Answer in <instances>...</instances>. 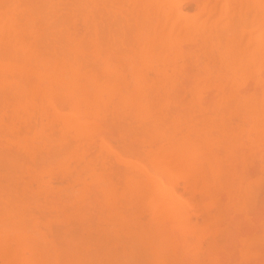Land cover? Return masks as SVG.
I'll return each mask as SVG.
<instances>
[{
    "label": "rangeland",
    "instance_id": "obj_1",
    "mask_svg": "<svg viewBox=\"0 0 264 264\" xmlns=\"http://www.w3.org/2000/svg\"><path fill=\"white\" fill-rule=\"evenodd\" d=\"M84 1L85 2L82 3L83 6L85 4L84 7L80 6V8L79 7L75 8L77 7V6L74 7L76 3L75 0H71V1L59 0L57 4L59 2L60 4L57 5L58 7H56L55 9L56 11H54V13L51 14V18L53 16L58 17L61 15L63 17L65 16V14H67L65 12H71L72 14L70 13L69 14L70 16L72 15V19H71L72 22H69L71 21L69 20L68 21L69 23L68 24L65 23L66 26H64L66 30L67 29L69 30L71 35H74L75 37L81 36L83 34L89 35L93 31L92 35L90 34L91 37L94 36V42L96 41V43L95 44L93 43V45H96L98 47L100 46V50L101 49L103 50L102 44L103 46L110 45L115 49L117 48L118 53L114 49L115 51L113 52L111 51L114 54V56L110 55L111 52L110 53L107 52L105 50L106 47H104V51L103 52L100 51V54L98 56H92L90 53H88L89 52L88 50H87L88 52L84 53V51L86 50L84 48H83L84 51L82 50L83 52L80 51L82 55L80 53H79L80 55L78 54L74 55V53H72L73 49L72 51L71 49H69L70 52L68 53H72V54L64 55L65 57L64 56L62 57L59 54V57H62L63 59V62L62 59L60 60V64L64 65L65 70L67 67H71V66L74 67L76 65L75 66V68L77 69L76 73L74 72L71 73L72 75L74 74L73 78H75L76 81L78 80L80 81V79L85 81V78L83 76L86 77L87 74L88 76L90 75L92 77L93 76L97 77V79H104L106 77H109V75H112L111 78H114L115 80L109 78L111 81L113 80V82H117V79L121 77L122 79H119V81L122 82L121 84L124 85H120L119 88L117 87L116 88L111 87L107 89L103 88L101 93L99 91L101 88L97 90L98 87L96 88L95 86H91V88L88 86L86 87L87 89L85 88L82 89L77 86L71 87L69 85L68 88L64 86L67 89L63 87L62 89L59 90V88H57L58 89L57 93H55L56 89H54L55 88L54 87L51 88L52 90L55 91V92L53 91L54 92L53 94L47 93L45 91V90L47 91L49 90L47 88L43 90V92H46L47 94L43 93L42 90L40 91L38 89L39 91L37 90L33 92L31 91L33 95L31 94L30 98L27 97L28 99L26 98L24 100L23 99L24 97L22 98L19 96L20 100L22 101L18 100L17 93H14L9 88L7 89L1 86L3 88L2 89L0 87V237H1L0 241H2V238L4 237L3 241H5L6 239L7 240L6 245L7 244L9 245L8 247L6 246L8 249H6L4 246V249L6 250L5 251L3 250V252L7 253V251L10 252L12 249L13 251H17L18 254L17 256L19 257L21 256L20 255V253L22 252L21 249H23L21 248V246L26 244L24 242L21 245L22 237L21 239L18 238L12 239L16 232L14 233L13 231H11V227L15 229L16 227L20 228L21 226L22 228V226H27L28 224V227L30 226L32 228L34 226L33 229H30L29 227L28 231L34 232L38 228L37 231L40 234L42 233L45 235V240L46 243L48 244L46 250L50 254H52L55 251L56 256L59 255L65 258L64 259L63 257L62 258L58 257L61 260L71 259L72 260L70 261L71 264H86V261L90 257H91L90 261L92 259L94 260V262H96L95 261L96 259L97 260L101 259L107 261V264L110 263V260H111L110 264H114V263L119 264L121 259L124 258V256L122 255L125 254L126 252L127 253L125 254V256L127 254L128 255H130L131 253L132 254L130 255L129 258L128 256L125 257V259L128 258V260L123 259L124 264L125 262L126 264H171V263L175 264L177 260L182 258V253H185L183 254V258L185 259L184 255L188 257L189 255H191L190 252H195L192 253L191 256V258L194 257L195 259L190 258L191 260H189V262L191 261L192 263H189L187 262L188 260H186L185 263L187 264H193V263L195 264H264V129H263L264 128V92H263L264 91V83H263L264 53L263 56L261 55L262 58L260 57V59H262V62L259 61L260 62L259 64L254 62L252 63L251 60H249V62H246L249 63V66L246 63H245L246 65L244 63H243L244 65H241L239 60H237L240 59V57H237L238 55L235 56L237 57V59L233 57L234 55L239 53L234 52L233 53L234 55L232 57L231 56L229 57L227 55L226 56L222 55L221 54L222 50L220 49H223L225 47L222 44L224 41L223 40L219 41V39L217 40L215 38L211 40L212 38L206 35L207 30L203 32L204 29L201 27L200 24L199 28H197V30L199 31H195L194 33H192L194 34L193 36H196L195 38L192 37V41L190 40L191 37L186 39L183 37L185 35L182 36V38L186 40L185 41L182 40L183 42L181 43L178 42L179 45L181 46L176 45L177 51L175 50V52L177 53L169 52L170 55H168L167 53L162 56L161 53L157 55L154 54L151 57H146L144 58V61L146 59L147 63L146 62L145 64L140 63V65L138 63V65L140 66V67L138 66L139 70L135 71L136 69L134 67L136 66H133V68L130 69L132 66L128 62L130 58L129 54L133 56V59L135 58L134 59L135 62H142V61H140L141 59L139 60V58H137V56L133 52L132 40H134V36H133V32H130V29L133 31L132 29L133 0L132 1L108 0V2L106 0L104 1L105 3L103 2L97 3L98 0H88V1L84 0ZM123 1L126 3L124 4ZM158 1L160 2V0H154L155 3H157ZM162 1L163 0H161V2ZM178 1L179 3L181 2L180 4L177 2V5L178 4L180 5L178 7H180L181 10H184L185 13H188L187 14L188 16H190L191 13H193V11L195 10L193 15L196 16L198 15L197 18L202 19L203 17L202 15H204V13L205 14L207 13L206 11L205 12L197 11L198 0H181V1L178 0ZM223 1L224 0H220L221 3L217 4V6H219V7L216 6L218 10H220V5H222ZM33 2L37 3L36 1ZM217 2H219V0ZM236 2H238V0L237 1L227 0V4L229 3L230 9L228 8V6L227 8L229 10L235 9V6L237 4ZM30 3L31 4L28 5V7H25L23 3L22 5L25 8L22 9L20 6H17L20 9L19 11L17 10L18 8L15 9V11H18V15L16 16L17 19L15 20L16 22H13L12 25H9L10 27L6 26L5 28H3V30L2 29L0 30V32H2L1 35L6 34L5 36L0 37V43H1L0 45H3L4 47H13V45L14 46L18 45V47H20V49H18L20 53L24 51L27 52V50H32V49L33 50L41 49L42 51L43 50L45 51L42 52L41 50H38L42 54L47 53L48 51H49L48 53L50 54L51 52H54L52 48L54 49V47H56L55 48L56 53H60L62 51V50L60 51V47H61L60 45H62L60 43L62 41L60 38L62 37V35L58 34L57 32L50 34L51 38L49 35L48 37L43 36L44 38L43 37L41 38L45 40L46 44L43 40L41 41V39H39L40 40L39 43H41V45L43 43L45 44V46L44 45L41 46L42 48L45 47L44 49L40 48V44L37 42L39 40L35 41L37 42L36 43L37 45L39 44V48L38 47L35 48L33 43L34 40H32V38H31L32 42H30V44L34 47H29L30 46L29 41L31 40L29 39L30 35H28V33L30 28L33 30H36L35 28L41 29L40 26H42L43 24L42 18L43 19L45 18L42 17L44 15H42V12H40L41 14L39 13V15L41 16L40 18H38L39 20L37 19V21H34L32 25L31 24L32 22H30L29 19L30 17L36 15L35 13L37 12L39 5L38 4L34 5V3L32 4V2ZM155 3H154V7L156 8L157 5ZM113 4L115 5L112 8L111 5ZM158 4L160 5V3ZM162 4L165 5L164 2ZM115 6L116 8H114ZM73 7L74 9H71L70 11V8ZM165 8L168 7L166 6ZM165 8L163 9L164 12L161 13L160 11V13L162 15H164L165 13L166 14L165 16H167L169 8L168 10H166ZM65 9L67 11H65ZM21 10L23 11V13L20 14ZM155 10L154 12L157 18L156 21L162 24L163 21L159 18L160 16H157L156 13L158 12H156ZM165 10L167 13L165 12ZM218 10L216 11L215 9L213 11V17H212V13L211 15L209 14L210 16L205 15L207 16V18L209 17L210 19V20L208 19L209 22H211L212 19L216 21L220 19L221 21H218V23L222 21L224 23L223 20L224 15L219 18L218 13L220 11L218 12ZM30 11L32 12V14L30 13ZM77 12L79 13L77 14ZM81 13L82 15H80ZM171 13L172 12H170V14ZM199 13H202V15L200 14L202 17L199 15ZM26 14L27 15L29 14L28 15L29 17L26 16ZM87 14L88 16H86ZM120 14L122 15V17ZM74 15L77 18H75ZM152 15H154L153 11H152ZM196 16L194 17L196 18ZM57 17H53V18H57ZM78 17L80 19H78ZM161 18L164 19L165 17L162 16ZM168 18L170 17L168 16ZM168 18L166 17V19ZM26 19L29 21H27ZM90 19H91V23H90ZM172 19L174 18L171 17L170 20L172 21ZM178 20L179 19H177L175 23ZM197 20L198 19H196V21ZM38 21L39 24L37 23ZM196 21L194 24L197 26L199 23L198 21L197 22ZM204 21L206 22L207 19ZM216 21L214 22V24L216 23ZM152 22L156 23L154 20ZM170 22L166 21L165 24L169 25ZM182 22L180 24L178 23V25L175 24L174 30H177L179 28V30H181L182 32V30H184ZM201 22H203V20ZM71 24H73V26ZM217 25L220 28L219 24ZM217 25L215 27L216 29L218 28ZM100 26H102V28H100ZM192 26L194 27V25ZM97 29L98 32H96ZM120 30L122 32H120ZM192 31L193 30H191V32ZM199 32H203L207 36V37L205 36V39L203 36V39L204 40L208 39V40L202 41L203 39L199 37V35L202 36L203 33L200 34ZM214 32L216 31L214 30ZM217 32L222 33V30L218 29ZM16 33L21 35L24 33L23 34L24 37L25 34L28 35L26 37L29 40L28 39H27L28 41L24 40L22 43L21 39L23 40L26 38H23L20 35L19 36L15 35ZM120 33H122L121 36ZM123 33L125 35H123ZM211 33H212L211 35L214 34L213 31ZM7 34L9 35V38L7 37L8 36ZM189 34L191 35V33ZM52 35L53 36L60 35L61 37L59 38V36L57 37L55 36L54 38ZM243 35H245V33ZM16 36L18 38L15 39L16 41H14L13 39ZM86 38H88V36ZM125 38L126 41L129 38L127 42L125 41ZM197 38L198 39L200 38L201 40H198ZM47 39L48 40L52 39L53 42L52 41L47 42L48 41ZM17 40H20L22 44L17 42ZM91 40L90 42H92ZM109 40H111V42L108 43ZM113 40L115 41L117 40L119 43L116 41V43L118 44H115V41L113 42ZM25 41H27L26 43L28 47L26 45L23 46ZM199 41L202 43V45L200 44ZM50 42L54 43L52 45H56V46H52ZM136 42L138 43L137 40ZM203 42H205L204 45ZM214 42L216 43L215 46H214L215 44ZM137 43H135L134 45H136ZM240 43L241 42H238V46H237L238 48H240L239 47ZM154 44H155V47L153 46L154 49L159 48L158 50H160L161 47H164L163 43L160 42L157 43L155 42L153 43V45ZM119 45L121 46L119 47ZM125 45L128 49L125 47ZM219 45L220 46L222 45L221 48ZM47 47L49 50L46 49ZM217 47L218 49L220 48L219 49L220 51L218 50L220 53H218ZM25 48L26 50H24ZM129 48L131 49L130 51H128ZM208 48L211 49L208 50ZM56 49H58V51ZM108 50H112V49H108ZM121 51L123 52L122 54ZM127 57L129 58L125 59ZM243 57L244 59H246L245 56ZM148 58H150V60H148ZM173 59L176 61H174ZM75 61L77 64L75 63ZM81 61H83L84 64L83 63L81 64ZM239 63L240 65H238ZM126 64H128L131 67L129 68V66ZM146 64H149V66ZM103 65L106 66L108 65V67L110 68L107 69L108 75L106 77L105 75L104 76L102 75L103 77L99 76L103 73L106 74V72L100 69V67H102ZM164 65H166V67ZM256 65L258 66V68L255 67ZM143 66H145L146 68ZM79 67L80 69H78ZM94 67L96 68L94 69ZM173 68H175V70ZM99 69L101 74L98 73ZM239 69L241 70L238 72ZM244 69L245 71L242 72V70ZM83 70L87 72H83ZM61 71L59 72V76H58L59 78H66L71 76V74L68 76ZM162 72L164 73L163 76L161 74ZM131 79L134 82H132ZM141 85L142 87H140ZM144 85L146 88L144 87ZM76 87L79 90L80 89L81 90L79 91ZM113 89L114 91H112ZM125 89L126 90L133 89L132 90L133 95L135 92L136 93L138 92L137 94H140L141 99L144 98V100L140 99L142 101L140 104L138 102L137 103L132 102L129 99L130 103L131 102L136 103V106L132 103L131 104L127 103L129 102L127 101V98H129L128 97L129 91L127 92ZM139 90L141 92H139ZM125 92H127L126 104L124 103L125 102L124 97L126 96L124 94ZM136 93H135V97H138ZM106 94L109 95L107 96ZM222 94L226 97H223ZM77 95H79L78 98ZM242 95H244V97H242ZM260 95L261 98H259ZM92 96L94 97L97 96V98L94 99V97L92 98ZM99 96H101L102 98ZM235 97H239L240 99ZM135 100L139 101L138 98H136ZM225 101H227V103ZM139 104L142 105V108L139 106ZM252 104L254 107V112L252 111L253 109ZM72 106L75 109H73ZM53 107L55 108V110H59L61 113L72 111L71 113L77 114L79 118H81L82 120L84 119V121L87 120L90 121L91 122L90 127H88L90 123L88 124L87 121L88 124L86 125L87 129L85 127L81 132L80 136H75L73 132L75 127V125H73L74 122H72L73 124H71L70 122L69 124H67L63 121V119L59 117H54V113H53L54 109H52ZM220 107L222 109H220ZM253 119L256 121V123L252 121ZM157 122L159 123L160 127L162 124L164 125V127L162 126V129L158 127L159 129H157L156 128L158 126ZM160 122H162V124ZM189 124L192 125L190 126ZM257 124L260 127H258ZM250 126H252L253 128ZM148 127H151L150 130H152V132L149 131ZM221 128H223L224 130ZM226 128L227 129L229 128L228 129L229 132ZM146 129L148 131H146ZM225 131H227L226 134ZM235 131L239 134H237ZM146 132L149 134H145ZM252 132L253 134H251ZM255 132H257L258 134ZM201 134L203 135L201 136ZM32 135L35 137H32ZM166 136H168L170 139H167L168 137ZM181 137H183V139ZM200 137L201 138L206 137L202 139L204 141L207 138L210 141L213 140L212 141L213 144L210 141H208L212 145L210 146L209 143L207 149L206 146L201 143L202 141H200L201 139ZM164 138H166L165 142H164L165 140ZM184 139H187L188 142L189 140L193 142L198 141L197 142L198 146L202 145V147H205L207 150L204 148L202 149V147H200L201 150H204L202 152L200 151V155L204 153L203 155L205 156V158L213 157V159L215 158L217 159L216 161H218L219 158L220 162L218 161V163L221 164L220 165L221 167L222 166L224 167L223 169H226V170L221 169L222 170L221 172L224 173L226 176L222 174L223 176L221 175V177H219V179L216 181L214 186L213 187L212 185L210 186L212 190H207V192L204 191L205 186L203 184H200L202 183V181H200L199 179L198 182L200 183H198V186H196L197 182L195 181L194 183L196 184H191L194 186L190 185V181H188L189 183H186L187 181L186 178L192 177V179H195L197 175L196 176L194 175L196 173L189 172L188 174L185 175L186 178L184 177L183 179L178 178L177 182L175 180V183L173 184V188L175 189V192L177 194L179 193L181 197L184 196L183 199L187 203L186 205H188L186 206L187 209L185 207L183 212L180 213V214H184V216H186L187 218L185 217L184 219L183 215L180 218H182L181 220L183 222L187 220V223H185L187 225L194 226L198 224L197 228L200 229L196 234H194V236L197 237L200 236V237L199 238L195 237L196 242L193 245L192 243L194 242V240L192 241L191 238L192 237L194 238V236L188 233V231L186 232L187 235L181 232L179 234L178 232L179 229L177 228L178 230L175 231L176 228L175 229L173 228L174 229L173 232H175V234L173 235V237H171V240L173 241L172 246L164 247L167 250L161 248L159 250L161 251V253L160 252L157 253L158 250L153 249L156 247V245L152 244L153 242H150L151 240L149 238L146 239L145 242H143V240L145 239L143 238L144 237L143 235L144 234L148 235L147 232L151 231L148 230L150 228L152 229L151 227L152 222H150L152 219L150 217V221H149L150 214L148 212L149 209L148 211L146 210L147 206L146 207L143 206L145 204L141 205L142 202L145 203L142 197L143 194L141 195L139 191L136 194L135 191L137 190L133 188L131 189V187H129L130 185L128 186V184L126 183L129 178H125V177H128L129 174L142 173L141 170L140 171L138 170L139 168L135 167L134 165L132 166L130 163L127 162L129 158L128 153L130 150L131 152L133 151V159L137 160V162L141 160L140 163H144L142 162V157L145 153V149L147 151V149L150 150L152 149V147L157 148L159 147V144H160V148L161 147L165 148L166 145L170 147L169 145L171 144L174 145L172 142H174L175 145H177L178 142H181ZM163 142L166 145H164ZM208 142L206 141L205 143ZM167 146L166 149H168ZM107 147L108 149L110 147V151L113 152H110L107 149ZM129 147L130 148L133 147V149H129V151H127ZM149 147L151 148L149 149ZM209 148H211L212 150ZM115 152H117L118 155ZM135 152L136 154L134 155ZM219 153L222 154L220 155ZM145 159L146 158H144V160ZM170 160L171 159H169V161ZM125 161L127 163H125ZM145 161H147V159ZM173 161L174 160L170 161V163ZM176 163L177 161H174L173 162L174 165L170 167L177 168V165H175ZM146 166L152 169L151 168L152 164H150V166L149 164H147ZM226 172L227 174L228 173L229 174L227 175ZM219 180H221V182ZM225 183L226 185H224ZM188 184L190 187H193V189L188 187ZM202 185L204 186V188L199 187ZM224 186H226L227 189ZM194 187L196 188L194 189ZM201 188L203 191L201 190ZM240 188H244V189H242L241 191ZM229 190L232 192H230ZM207 193L208 195H206ZM216 193L218 196L216 195ZM230 193H232V196ZM212 198L215 199L213 200ZM205 200H206V205L208 206L206 207L207 209L205 208L206 205L203 204V202L205 203ZM210 202L212 203L209 204ZM216 204L218 205V207ZM183 207L184 206H182V209ZM182 209L179 210L181 211ZM28 217L30 222H28L27 220ZM165 220L167 221L168 219ZM218 220H221L222 222ZM212 221L214 223H211ZM24 222H26L27 224H24ZM193 222L194 223L198 222V223L194 224ZM148 223L151 224L149 227L147 226L149 225ZM155 223H153V227ZM209 223L210 225H208ZM215 224L217 226H215ZM2 225L4 228L2 227ZM143 226L144 228L148 227V229L143 230ZM137 227L139 229H137ZM207 227H209L208 231H207ZM210 230H212L213 233ZM37 231H36V235H37ZM143 231H147V232L145 233ZM201 231L202 232L204 231V234ZM176 232H178L177 234L179 235H177ZM200 232L203 234V236ZM39 233L37 237L36 235L33 236V234L35 233H32V237L39 239L40 237ZM176 235L181 237L183 240L186 238V236L188 238L190 236L191 237L190 239L188 238L186 239H188L189 242L190 240L192 241L191 243H188V245L192 244L191 246L193 247H190L188 245L187 246L189 248H192L193 250L187 248V246L186 248H184L186 244L184 246L182 244H184L185 242ZM150 237L153 236L151 235ZM155 238L152 239L154 240ZM177 238L180 239L181 244ZM141 239L143 240L141 241ZM8 240L11 242H8ZM211 240H214L213 241L214 243ZM23 241L25 240L23 239ZM176 242L177 244H175ZM151 245L153 246L152 248ZM179 245H182L183 247L180 246L179 248ZM142 246H144V249H142L143 248ZM126 247L130 249H127ZM170 248L172 249V251ZM163 249L166 252L162 251ZM179 249L181 251H179ZM188 249L190 251H188ZM19 250L21 252H19ZM152 250H154V252ZM149 251L152 252V253L150 252L152 255L154 253V256L157 254L154 260H152L153 258L150 259V257H148L147 253L150 256ZM186 251H188L189 253H187ZM3 252H2V257L5 256L3 255ZM162 253L164 254L166 253L167 256L173 255L171 256L173 258L177 254L175 259L177 257L178 259L175 262H172L169 259L171 257H167L168 258L167 261H164L165 255L164 256L162 255L163 257L160 256V254ZM0 257H1V252H0ZM142 257H144L145 259L148 257L150 263L149 262L147 263L148 259H146L147 260L146 261ZM58 258L57 260L59 261ZM114 259L115 261L112 262V260ZM130 259L132 261H130ZM184 259H182L183 261H180L182 262V264L185 261ZM196 259L198 260L196 261ZM2 260H0V264ZM116 260L118 262H116ZM21 261L22 260L17 261L16 264H20ZM67 261L68 260H66V262L64 263L62 261L61 264H65V263L67 264ZM160 261L162 262L160 263ZM30 264H34V262H30ZM178 264L181 263L178 262Z\"/></svg>",
    "mask_w": 264,
    "mask_h": 264
},
{
    "label": "bare ground",
    "instance_id": "obj_2",
    "mask_svg": "<svg viewBox=\"0 0 264 264\" xmlns=\"http://www.w3.org/2000/svg\"><path fill=\"white\" fill-rule=\"evenodd\" d=\"M33 1H36L37 3H35V2H33ZM59 0H0V30L2 29L3 30V28H5L6 26H9V25H12L13 24V22H16L15 20L17 19L16 18V16L18 15V11H19V9L20 8H18L17 6H20L21 7V9L22 8H25V7H28V5H30L31 3L30 2H32V4L34 3V5L36 4H38L39 6H38V10H37V12L35 13L36 15L35 16H33V17H30V22H32L31 24L33 25V22L34 21H37V19L38 18H40V16L41 15H39V13L40 12H42V15H44V16H42V17H45L44 19L42 18V22H43V24H42V26H40V28L41 29H37V28H35L36 30H33V29H31L30 28V30H29V33H28V35H30L29 36V39L31 40V38H32V40H34L33 41V43H34V46H35V48L36 47H38L39 48V44H40V48H42L41 46H45V44H46V42H45V40H43V39H41L43 36H47L48 37V35L50 36V34H52V33H58V34H61L62 35V37L60 36V35H57V36H59V38L62 40L60 43L62 44V45H60L61 47H60V53H56V51H55V48L56 47H54V49L52 48V50L54 51V52H51L50 54L47 52V53H41V52H39L38 50H41V49H37V50H27V52L26 51H24V52H21L20 53V51L18 50V49H20V47H18V45H16V46H14L13 45V47H4L3 45H0V87L2 86L3 88H9L11 91H13L14 93H17V95H18V100H20V98H19V96L20 97H24L23 99L25 100L27 97L28 98H30V96H31V94H32V92L33 91H35V90H37V91H41L42 90V92H43V90H45V88H47V89H49L48 91L47 90H45L47 93H54L55 91V93H57V91H58V89L57 88H59V90L60 89H62L64 86H66L67 88H68V86L70 85L71 87L72 86H77V87H79V88H82V89H87L86 87H90L91 88V86H95L96 88L98 87V89L97 90H99L100 88V93L102 92V89L103 88H105V89H107V88H111V87H117V88H119V86L120 85H124V84H121L122 82H120L119 81V79H122L121 77L119 78V79H117V82H113V80L111 81L110 79H114V78H111V76L112 75H109V77H106L108 74H107V69L109 68L108 67V65L106 66V65H103L102 67H100V69H102V71H104V72H106V74H101L100 73V69H99V72L98 73H100L101 75H99V76H101V77H103L104 75H105V77L106 78H104V79H97V77H92V76H88V74L86 75V77L85 76H83L84 78H85V81H83V80H81L80 79V81L78 80V78H77V80L78 81H76V79L75 78H73L74 77V74L72 75L71 73H76V68H75V66L73 67V66H71V67H67L66 68V70H65V68H64V65H62V64H60V60L62 59V57L64 56V55H68V54H72V53H74V55H82V53L80 52V51H84V49H86L85 51H84V53L85 52H88V53H90L92 56H98L99 54H100V51H104V47H106L105 48V50L107 51V52H113V51H115L116 50V52H117V48L115 49L114 47H112V46H110V45H104L103 46V44H102V48H103V50L101 49L100 50V46L98 47V46H96V45H93V43L95 44L96 43V41L94 42V36L93 37H91V35H92V32L90 33V32H88V33H90L89 35H85V34H83V35H81V36H77V37H75L74 35H71L70 34V32H69V30L67 29H65V27L64 26H66V24H68L69 22H72V15L70 16V14H72L71 12H65V13H67V14H65V16H63L62 17V15L61 16H53V17H57V18H51V14H53L54 13V11H56L55 9H56V7H58L57 5L58 4H60V2L57 4V2H58ZM65 1V0H64ZM69 1H71V0H69ZM76 1V3H75V5L74 4H71V5H74V7L75 6H77V7H75V8H80V6H83V4L82 3H84L85 1L84 0H75ZM81 1V2H80ZM83 1V2H82ZM86 1H88V0H86ZM104 1H106V0H98L97 1V3H101V2H103V3H105ZM111 1V0H110ZM128 1H132V0H128ZM181 1V0H180ZM218 0H198V3H197V11L198 12H207L206 14L204 13V15H202V13H199V15L202 17V19H200V18H197V16L196 15H193L194 14V11H193V13H191V15L190 16H188L187 14L188 13H185L184 12V10H181L180 9V7H178V6H180L179 4L181 3H179V1L178 0H163L162 2H161V0H160V2L158 1L157 3H155L154 2V0H133L132 2H133V20H132V22H133V31L130 29V32H133V36H134V40H132L133 41V52L135 53V55L137 56V58H139V60L140 61H142V62H135V58L133 59V56L131 55V54H129V57H127V58H125V59H128L129 58V64H131V66H129L128 64H126V65H128L129 66V68L130 69H132L133 68V66H136V67H134L135 69V71H138L139 69V65H140V63H144L145 64V62L147 63V61H146V59H145V61H144V58H146V57H151V56H153L154 54L155 55H157V54H161V56L162 55H164V54H167L168 53V55H170L169 54V52H173V53H177V52H175V50L177 51V46L179 45V43H181V42H183L182 40H186L187 38H190V40L192 41V37H196V36H193L194 34H192V33H194L195 31H199V30H197V28H199V26H200V24H201V27L204 29L203 30V32H205V30H207V32H206V35H208L209 37H211L210 39L211 40H213L214 38L215 39H219V41L220 40H223L224 42L222 43L225 47L223 48V49H220L221 48V46H220V50H222L221 51V54L222 55H227V56H233L234 54V52H238L239 54H236V55H234L233 57L235 58V59H237V57H240V59H237V60H239V62L241 63V65H244L246 62H249V60H251V62L253 63H260L259 61H261L262 62V59H260V57L262 58V56H263V53H264V0H238V2H236L237 4H236V6H235V9H232V10H229L230 8H229V3L227 4V0L225 1H223V3H222V5H220V10H218L217 9V7H219V6H217V4L218 3H221L220 2V0H219V2H217ZM237 1V0H236ZM29 4H28V3ZM107 2H108V0H107ZM124 2V1H123ZM122 2V3H123ZM164 2V4L165 5H163L162 3ZM177 2L179 3L178 5H177ZM24 3V4H23ZM25 3H27V4H25ZM67 3V2H66ZM70 3V2H69ZM126 2H124V4H125ZM154 3L157 5L156 6V8L154 7ZM158 3H160V5L158 4ZM18 4H21V5H18ZM25 5V7L23 6V5ZM64 4V3H63ZM77 4V5H76ZM80 4V5H79ZM82 4V5H81ZM88 4H89V2H88ZM116 4V3H115ZM115 4H113V5H111V7L113 8V6L115 5ZM118 4H121V3H118ZM161 4H162V6H161ZM79 5V6H78ZM158 5H159V7H158ZM84 6H85V4H84ZM83 6V7H84ZM96 6V5H95ZM102 6H104V5H102ZM130 6V5H129ZM168 7L169 8V10H170V12H172L171 14H170V12H169V10H168V8H165V7ZM195 6H196V4H195ZM217 6V7H216ZM227 6H228V8H227ZM30 7V6H29ZM74 7L73 8H70V11H71V9H74ZM127 7V6H126ZM153 7H154V9H153ZM159 9H161V10H159ZM166 9V10H168V13L166 12V10H165V12L167 13V16H165L166 14L164 13V15H162L161 13H163L164 12V8ZM237 7V8H236ZM18 8V9H17ZM86 8V7H85ZM92 8H93V6H92ZM105 8V7H104ZM103 8V9H104ZM114 8H116V6L114 7ZM151 8H152V11H153V13H154V15H152V11H151ZM182 8V7H181ZM15 9H17L18 11H15ZM97 9V8H96ZM108 9V8H107ZM111 9V8H110ZM156 9V10H155ZM216 9V11L218 10V17L220 18L221 16H223L224 15V23H223V21L222 22H220V23H218V21H221L220 19H218L217 21L216 20H211V22H209L208 21V19H209V17L207 18V16H205V15H208V16H210L211 15V13H212V17H213V11ZM24 10V9H23ZM61 10V9H60ZM64 10V9H63ZM63 10H62V12H63ZM91 10V9H90ZM99 10V9H98ZM113 10V9H112ZM154 10L156 11V12H158V13H156L157 14V16H160L159 18L163 21V23L162 24H160L158 21H156L157 20V18H156V15H155V12H154ZM29 11V10H28ZM65 11H67L66 9H65ZM88 11V10H87ZM124 11V10H123ZM160 11H161V13H160ZM17 12V13H16ZM59 12V11H58ZM89 12V11H88ZM108 12V11H107ZM125 12V11H124ZM21 13H23V11L21 10L20 11V14ZM25 13V12H24ZM30 13L32 14V12L30 11ZM70 13V14H69ZM79 12H77V14H78ZM83 13V12H82ZM82 13L80 14V15H82ZM113 13V12H112ZM114 13H115V11H114ZM113 13V14H114ZM16 14V15H15ZM41 14V13H40ZM58 14V13H57ZM99 14V13H98ZM106 14H109V13H106ZM125 14V13H124ZM129 14V13H128ZM210 14V15H209ZM29 15V14H28ZM27 14H26V16H28ZM64 15V14H63ZM92 15V14H91ZM95 15V14H94ZM105 15V14H104ZM121 15V14H120ZM152 15V16H151ZM163 17H165L164 19H162L161 17L162 16ZM19 16H21V15H19ZM70 16V17H69ZM75 16V15H74ZM86 16H88V14L86 15ZM114 16V15H113ZM151 16V17H150ZM168 16L171 18H174V19H172V21L170 20V18H168ZM174 16V17H173ZM194 16H196V18L194 17ZM29 17V16H28ZM91 17V16H90ZM102 17V16H101ZM112 17V16H111ZM121 17H122V15H121ZM155 17V18H154ZM166 17L168 18V19H166ZM27 18V17H26ZM75 18H77L76 16H75ZM95 18V17H94ZM151 18V19H150ZM154 18V19H153ZM203 18H206L207 19V21L205 22L204 20H206V19H203ZM215 18H216V16H215ZM78 19H80L79 17H78ZM89 19V18H88ZM92 19V18H91ZM91 19H90V23H91ZM97 19V18H96ZM95 19V20H96ZM109 19H110V17H109ZM114 19V18H113ZM112 19V20H113ZM131 19H132V17H131ZM177 19H179L176 23H175V21L177 20ZM182 19V20H181ZM196 19H200L199 21H198V27L194 24L195 23V21H196ZM27 20V19H26ZM29 20H27V21H29ZM39 20V19H38ZM69 20H71V21H69ZM77 20V19H76ZM122 20H124V19H122ZM122 20H121V22H122ZM128 20V19H127ZM155 21L156 23H154V22H152V21ZM203 20V22H201ZM210 20V19H209ZM69 21V22H68ZM87 21V20H86ZM93 21V20H92ZM98 21H99V19H98ZM109 21H111V20H109ZM166 21H171L170 22V24L169 25H167V24H165L166 23ZM183 21V22H182ZM196 21V22H197ZM216 21V23L214 24V22ZM20 22V21H19ZM77 22V21H76ZM104 22H105V20H104ZM131 22V23H132ZM183 23V27H184V30H182V32H181V30H179V28L177 29V30H174V26H175V24L176 25H178V23L180 24V23ZM201 22V23H200ZM209 22V23H208ZM38 24H39V21L37 22ZM66 23V24H65ZM86 23V22H85ZM99 23V22H98ZM109 23V22H108ZM30 24V25H31ZM97 24V23H96ZM116 24V23H115ZM123 24V23H122ZM126 24V23H125ZM217 24H219V26H220V28L218 27V25ZM23 25H24V23H23ZM25 25H26V23H25ZM72 26H73V24H71ZM86 25V24H85ZM88 25V24H87ZM121 25V24H120ZM129 25H130V23H129ZM128 25V26H129ZM132 25V24H131ZM164 25H165V27H164ZM192 25H194V27H195V30H194V27L192 26ZM213 25H215V26H213ZM216 25H217V29L215 28L216 27ZM68 26V25H67ZM166 26H167V28H166ZM10 27V26H9ZM89 27V26H88ZM93 27V26H92ZM99 27V26H98ZM112 27V26H111ZM183 27H182V29H183ZM206 29H205V28ZM32 28H33V26H32ZM66 28H68V27H66ZM86 28H87V26H86ZM100 28H102V26H100ZM115 28V27H114ZM123 28V27H122ZM212 28H213V30H212ZM117 29V28H116ZM222 30V33H220V32H217V30ZM75 30V29H74ZM87 30V29H86ZM128 30H129V28H128ZM127 30V31H128ZM191 30H193L192 32H191ZM214 30L216 31V32H214ZM10 31V30H9ZM28 31V30H27ZM31 31V32H30ZM38 31V32H37ZM109 31V30H108ZM119 31V30H118ZM117 31V32H118ZM126 31V30H125ZM213 31V35H211L212 32ZM78 32V31H77ZM96 32H98V29L96 30ZM100 32V31H99ZM105 32V31H104ZM120 32H122L121 30H120ZM129 32V33H130ZM203 32H199L200 34H202ZM224 32V33H223ZM1 33L2 32H0V37L1 36H5V35H1ZM21 33V32H20ZM73 33V32H72ZM106 33V32H105ZM189 33H191V35L189 34ZM216 33V34H215ZM245 33V35H243ZM24 34V33H23ZM23 34L21 35V34H15V35H20V36H22L23 38H26V39H21L20 37V39H21V41H22V43H23V41L24 40H27L28 38L26 37V36H28V35H26L25 34V37L23 36ZM74 34V33H73ZM100 34V33H99ZM111 34V33H110ZM109 34V35H110ZM116 34V33H115ZM119 34V33H118ZM198 34V33H197ZM218 34V35H217ZM8 35V34H7ZM93 35H94V33H93ZM104 35V34H103ZM122 35V33H120V36ZM123 35H125L124 33H123ZM183 35H185V36H183ZM190 35V36H189ZM204 33L202 34V36H200L199 35V37H201L202 39H203V36H204V39H205V36H206ZM215 35V36H214ZM11 36V35H10ZM14 36V35H13ZM53 36V35H52ZM56 36V35H55ZM55 36H53L54 38H55ZM56 36V37H57ZM88 36V38H86ZM91 38H90V37ZM106 36V35H105ZM111 36V35H110ZM182 36L184 37V38H186V39H184V38H182ZM198 36V35H197ZM216 36H218V37H216ZM8 38H9V35L7 36ZM115 37V36H114ZM125 37V36H124ZM123 37V38H124ZM126 37H127V35H126ZM207 37V36H206ZM3 38V37H2ZM12 38H14V37H12ZM16 38H18L17 36L13 39L14 41H16L15 39ZM44 38V37H43ZM50 38H51V36H50ZM93 38V39H92ZM99 38V37H98ZM106 38V37H105ZM194 38H193V40H194ZM242 38H243V40H242ZM245 38V39H244ZM28 39V40H29ZM39 39H41V41L43 40L44 42H45V44L43 43L42 45H41V43H39L40 42V40ZM60 39H59V41H60ZM92 39V40H91ZM111 39V38H110ZM118 39H119V37H118ZM129 39V38H128ZM128 39H127V41H128ZM181 39V40H180ZM198 39V38H197ZM202 40V41H206V40H208V39H206V40ZM27 40V41H28ZM32 40L31 41H29V47H34V46H32L31 44H30V42H32ZM37 40H39V41H37ZM48 40V39H47ZM90 40L92 41V42H90ZM108 40V39H107ZM131 40V39H130ZM136 40L138 41V43L136 42ZM198 40H201L200 38L198 39ZM197 40V41H198ZM242 40V41H241ZM21 41L20 40H17V42H19L20 44H22L21 43ZM27 41H25L24 42V44H23V46L24 45H26L27 47H28V45H27ZM35 41H37L39 44L37 45L36 43L37 42H35ZM49 41H52V39L51 40H48L47 42H49ZM104 41V40H103ZM115 40H113V42H114ZM117 41V40H116ZM116 41H115V44H118V43H116ZM125 41H126V38H125ZM126 41V42H127ZM53 42V41H52ZM92 44V46H91V44ZM109 42H111V40H109L108 41V43ZM124 42V41H123ZM157 43V42H160V43H163V46L164 47H161L160 48V50H158L157 48L156 49H154L153 48V46L155 47V44L153 45V43ZM179 42V43H178ZM200 42V41H199ZM207 42H209V41H207ZM238 42H241L240 44H239V47L240 48H238L237 46H238ZM26 43V44H25ZM56 43V42H55ZM129 43H131V42H129ZM128 43V44H129ZM135 43H137L136 45H134ZM178 43V44H177ZM185 43V42H184ZM215 43V42H214ZM213 43V44H214ZM1 44V43H0ZM36 44V45H35ZM49 44V43H48ZM50 44L52 45V44H54V43H51L50 42ZM101 44V43H100ZM107 44V43H106ZM140 44V45H139ZM190 44V43H189ZM198 44V43H197ZM200 44L202 45V43L200 42ZM205 44V42H203V45ZM207 44V43H206ZM213 44H212V46H213ZM237 44V45H236ZM243 46H242V45ZM137 45H139V46H137ZM177 45V46H176ZM200 45V46H201ZM209 45H211V44H209ZM216 45V43L214 44V46ZM23 46H21V47H23ZM52 46H56V45H52ZM108 46V47H107ZM121 45H119V47H120ZM130 46H131V44H130ZM179 46H181V45H179ZM195 46H196V44H195ZM218 46V45H217ZM242 46V47H241ZM49 47H50V45H49ZM110 47V48H109ZM125 47H126V45H125ZM159 47V46H158ZM202 47V46H201ZM205 47H206V45H205ZM208 47V46H207ZM45 47H43L42 49H44ZM84 48V49H83ZM127 48V47H126ZM215 48V47H214ZM46 49H48V47L46 48ZM51 49V48H50ZM69 49H71V51H72V49H73V52L72 53H68V52H70L69 51ZM108 49H112V50H108ZM115 49V50H114ZM120 49H122V48H120ZM128 49V48H127ZM184 49V48H183ZM182 49V50H183ZM188 49V48H187ZM191 49V48H190ZM211 48H208V50H210ZM213 49V48H212ZM218 49V47H217V51L219 50ZM237 49V50H236ZM24 50H26V48L24 49ZM49 50V49H48ZM57 51H58V49H56ZM88 50V51H87ZM131 49L129 48V50L128 51H130ZM180 50V49H179ZM181 50V51H182ZM219 50V51H220ZM23 51V50H22ZM42 51V50H41ZM47 51V50H46ZM82 51V52H83ZM123 51V50H122ZM121 51V54L123 53ZM218 51V53H220ZM42 52H45L44 50L42 51ZM110 53V55H113L114 56V54L113 53ZM125 52V51H124ZM132 52V51H131ZM130 52V53H131ZM180 52V51H179ZM212 52V51H211ZM66 53V54H65ZM80 53V54H79ZM118 53V52H117ZM129 53V52H128ZM183 53V52H182ZM59 54H60V56H62V57H59ZM87 54V53H86ZM105 54H107V53H105ZM126 54V53H125ZM89 55V54H88ZM116 55V54H115ZM238 55V56H237ZM262 55V56H261ZM117 56V55H116ZM160 56V55H159ZM166 56V55H165ZM235 56H237V57H235ZM243 56H245L246 57V59H244V57ZM252 56V57H251ZM65 57V56H64ZM71 57H74V56H71ZM80 57V56H79ZM85 57V56H84ZM87 57V56H86ZM109 57V56H108ZM112 57V56H111ZM122 57V56H121ZM126 57V56H125ZM69 58V57H68ZM78 58V57H77ZM83 58V57H82ZM79 59V58H78ZM84 59V58H83ZM92 59H93V57H92ZM103 59V58H102ZM101 59V60H102ZM160 59H161V57H160ZM172 59V58H171ZM67 60V59H66ZM70 60H71V58H70ZM74 60V59H73ZM72 60V61H73ZM90 60V59H89ZM100 60V61H101ZM109 60V59H108ZM108 60H107V62H108ZM134 60V61H133ZM139 60H136V61H139ZM148 60H150V58H148ZM163 60V59H162ZM167 60V59H166ZM174 60V59H173ZM172 60V61H173ZM244 60V61H243ZM144 61V62H143ZM156 61V60H155ZM161 61V60H160ZM174 61H176V60H174ZM256 61V62H255ZM62 62H63V59H62ZM61 62V63H62ZM74 62V61H73ZM104 62V61H103ZM110 62V61H109ZM127 62V63H128ZM148 62H150V61H148ZM75 63H76V61H75ZM83 63V61H81V64ZM138 63H139V65H138ZM240 63L238 64V65H240ZM244 63V64H243ZM73 64V63H72ZM77 64V63H76ZM84 64V63H83ZM99 64V63H98ZM97 64V65H98ZM106 64V63H105ZM167 64V63H166ZM174 64V63H173ZM237 64V63H236ZM248 66H249V63H246ZM245 64V65H246ZM257 64V65H258ZM146 65H148L149 66V64H146ZM255 66V67H257L258 68V66ZM139 66V67H138ZM165 67H166V65H164ZM252 66V65H251ZM78 67V66H77ZM143 67H145V66H143ZM157 67V66H156ZM164 67V68H165ZM168 67V66H167ZM173 67H174V65H173ZM176 67V66H175ZM84 68V67H83ZM96 67H94V69H95ZM97 68H99V67H97ZM146 68V67H145ZM148 68V67H147ZM240 68V67H239ZM78 69H80V67L78 68ZM110 69V68H109ZM159 69H162V68H159ZM174 70H175V68H173ZM62 70V71H61ZM64 70V71H63ZM82 70V69H81ZM84 70H87V69H84ZM83 70V72H87V71H84ZM241 69H239L238 70V72L240 71ZM63 72V73H65V75H70L71 74V76L70 77H66V78H59L58 76H59V72ZM66 71V72H65ZM93 71V70H92ZM243 71H245V69L244 70H242V72ZM96 72H97V69H96ZM95 73V72H94ZM144 73V72H143ZM174 73V72H173ZM62 74V73H61ZM84 74V73H83ZM162 74V76H163V72L161 73ZM94 75H96V74H94ZM103 75V76H102ZM143 75V74H142ZM167 75V74H166ZM62 76H64V75H62ZM61 76V77H62ZM119 77V76H118ZM145 77V76H144ZM72 78V79H71ZM110 78V79H109ZM162 79V78H161ZM75 80V81H74ZM115 80V79H114ZM142 80H145V79H142ZM131 81H132V79H131ZM140 81V80H139ZM260 81V80H259ZM264 81V80H263ZM132 82H134V81H132ZM262 83V82H261ZM264 83V82H263ZM262 83V84H263ZM136 84H137V82H136ZM142 84H143V82H142ZM152 84V83H151ZM153 84H155V83H153ZM150 85V84H149ZM133 86V85H132ZM152 86V85H151ZM236 86V85H235ZM263 86V85H262ZM1 87V88H2ZM42 87V88H41ZM55 87V88H54ZM76 87V88H77ZM140 87H142V85L140 86ZM144 87H145V85H144ZM2 88V89H3ZM51 88H54V89H56L55 91L54 90H52ZM65 88V87H64ZM67 88H65V89H67ZM75 88V89H76ZM123 88V87H122ZM128 88V87H127ZM131 88H133V87H131ZM146 88V87H145ZM224 88V87H223ZM39 89V90H38ZM51 89V90H50ZM73 89H74V87H73ZM72 89V90H73ZM78 89V88H77ZM136 89V88H135ZM141 89V88H140ZM158 89H159V87H158ZM263 89V88H262ZM9 90V91H10ZM71 90V91H72ZM79 90V89H78ZM81 90V89H80ZM79 90V91H80ZM117 90V89H116ZM115 90V91H116ZM118 90H120V89H118ZM126 90V89H125ZM133 89H127L126 91L128 92V97L129 98H127V95H126V93L127 92H125L124 94L126 95L124 98H122V99H124V103L126 104V102L127 101H129V102H127V103H130V100L132 101V102H138V103H140L141 104V100H144V98H142L141 99V95L140 94H137L136 92V95L138 96V97H135V93H134V95H133V91H132ZM8 91V92H9ZM32 91V92H31ZM51 91V92H50ZM54 91V92H53ZM86 91V90H85ZM105 91V90H104ZM103 91V92H104ZM112 91H114V89L112 90ZM111 91V92H112ZM138 91V90H137ZM219 91H220V89H219ZM232 91V90H231ZM12 92V93H13ZM46 92H43V93H45V94H47ZM96 92H98V91H96ZM139 92H141L140 90H139ZM235 92V91H234ZM264 92V91H263ZM10 93V92H9ZM35 93V92H34ZM62 93V92H61ZM77 93H78V91H77ZM88 93V92H87ZM95 93V92H94ZM113 93V92H112ZM122 93V92H121ZM168 93V92H167ZM220 93V92H219ZM261 93V92H260ZM27 94V95H26ZM65 94V93H64ZM116 94V93H115ZM226 94H227V92H226ZM12 95V94H11ZM14 95V94H13ZM33 95V94H32ZM75 95V94H74ZM107 95V94H106ZM109 95V94H108ZM107 95V96H108ZM145 95V94H144ZM223 95V94H222ZM233 95V94H232ZM240 95V94H239ZM238 95V96H239ZM7 96V95H6ZM66 96V95H65ZM78 96L79 95H77V98H78ZM88 96V95H87ZM95 96V95H94ZM94 96H92V98L94 97ZM241 96V95H240ZM256 96V95H255ZM5 97V96H4ZM13 97H15V96H13ZM75 97V96H74ZM99 97H101V96H99ZM99 97H98V99H99ZM110 97V96H109ZM158 97V96H157ZM221 97V96H220ZM223 97H226V96H224L223 95ZM242 97H244V95H242ZM253 97V96H252ZM257 97H258V95H257ZM9 98V97H8ZM11 98H12V96H11ZM27 98V99H28ZM82 98V97H81ZM91 98V99H92ZM95 98H97V96L96 97H94V99ZM102 98V97H101ZM101 98H100V100H101ZM116 98V97H115ZM126 98H127V101H126ZM134 98V99H133ZM136 98H138L139 99V101H137V100H135ZM161 98V97H160ZM166 98V97H165ZM235 98H239V97H235ZM259 98H261V95H260V97ZM130 99V100H129ZM141 99V100H140ZM154 99V98H153ZM222 99V98H221ZM231 99H234V98H231ZM240 99V98H239ZM253 99V98H252ZM252 99H251V101H252ZM263 99V98H262ZM15 100H17V99H15ZM163 100V99H162ZM11 101H12V99H11ZM20 101H22V100H20ZM75 101V100H74ZM90 101V100H89ZM165 101H167V100H165ZM199 101V100H198ZM234 101V100H233ZM232 101V102H233ZM235 101H236V99H235ZM245 101H248V100H245ZM10 102V101H9ZM77 102V101H76ZM131 102V103H132ZM217 102V101H216ZM226 103H227V101H225ZM228 102H229V100H228ZM6 103V102H5ZM16 103V102H15ZM95 103V102H94ZM130 103V104H131ZM136 103H132V104H134L135 106H136ZM155 103V102H154ZM166 103H168V102H166ZM166 103H165V105H166ZM97 104V103H96ZM139 104V106L142 108V105H140ZM162 105V104H161ZM216 105H217V103H216ZM232 105V104H231ZM256 105H257V103H256ZM130 106V105H129ZM73 107V106H72ZM138 107V106H137ZM252 107H253V104H252ZM258 108V107H257ZM52 109H54L53 111V113H54V117H59V118H61V119H63V121L65 122V123H67V124H69V122L71 123V124H73L72 122H74V124L73 125H75V127H74V135L75 136H80L81 135V132L83 131V129L86 127V129H87V126L86 125H88L89 123V125H88V127H90V125H91V122L90 121H88V124H87V121H84V119L82 120L81 118H79V116L77 115V114H73V113H71L72 111H70V112H66V113H61L59 110H55V108L53 107ZM73 109H75L74 107H73ZM136 109V108H135ZM138 109V108H137ZM220 109H222L221 107H220ZM259 109V108H258ZM260 110V109H259ZM74 111H76V110H74ZM252 111L254 112V107H253V109H252ZM256 111V110H255ZM245 112H246V110H245ZM69 113V114H68ZM252 115V114H251ZM258 115V114H257ZM84 116V115H83ZM180 116V115H179ZM263 116V115H262ZM252 117V116H251ZM60 119V120H61ZM221 119H222V117H221ZM249 119V118H248ZM256 119V118H255ZM195 120H197V119H195ZM257 120V119H256ZM93 121V120H92ZM177 121V120H176ZM252 121H254V123H256V121L253 119ZM76 122V123H75ZM175 122V121H174ZM259 122V121H258ZM158 123V122H157ZM161 124H162V122H160ZM166 123V122H165ZM171 123V122H170ZM261 123V122H260ZM259 123V124H260ZM173 124V123H172ZM171 124V125H172ZM224 124V123H223ZM153 125V124H152ZM168 125V124H167ZM190 126L192 125V124H189ZM188 125V126H189ZM226 125V124H225ZM225 125H224V127H225ZM253 125H256V124H253ZM261 125V124H260ZM263 125V124H262ZM72 126V125H71ZM154 126H156V125H154ZM162 126L164 127V125L162 124L161 125V127L159 126V123H158V126L156 127L157 129H159L158 127H160V129H162ZM189 126V127H190ZM221 126V125H220ZM257 126H258V124H257ZM171 127H173V126H171ZM228 127V126H227ZM250 127H252V126H250ZM258 127H260V126H258ZM73 128V127H72ZM149 128V131L150 132H152V130H150V128L151 127H148ZM153 128V127H152ZM198 128V127H197ZM196 128V129H197ZM253 128V127H252ZM85 129V130H86ZM165 129V128H164ZM172 129H174V128H172ZM201 129V128H200ZM221 129H223V128H221ZM227 129V128H226ZM229 129V128H228ZM227 129V130H228ZM248 129V128H247ZM251 129V128H250ZM264 129V128H263ZM188 130V129H187ZM203 130V129H202ZM224 130V129H223ZM146 131H148L147 129H146ZM168 131V130H167ZM221 131V130H220ZM244 131H245V129H244ZM256 131V130H255ZM165 132V131H164ZM170 132H171V130H170ZM170 132H169V134H170ZM226 132L227 131H225V134H226ZM228 132H229V130H228ZM236 132V131H235ZM240 132V131H239ZM34 133H36V132H34ZM33 133V134H34ZM38 133V132H37ZM201 133V132H200ZM203 133V132H202ZM231 133V132H230ZM233 133V132H232ZM237 133V132H236ZM246 133V132H245ZM255 133H257V132H255ZM261 133V132H260ZM145 134H149V133H145ZM153 134V133H152ZM159 134V133H158ZM208 134V133H207ZM221 134H222V132H221ZM224 134V133H223ZM224 134V135H225ZM235 134V133H234ZM237 134H239V133H237ZM241 134V133H240ZM251 134H253V132L251 133ZM258 134V133H257ZM154 135V134H153ZM198 135V134H197ZM196 135V136H197ZM203 134H201V136H202ZM206 135V134H205ZM209 135V134H208ZM249 135V134H248ZM35 136H36V134H35ZM35 136H33L32 135V137H35ZM171 136V135H170ZM183 136V135H182ZM192 136V135H191ZM231 136H232V134H231ZM230 136V137H231ZM252 136V135H251ZM250 136V137H251ZM155 137V136H154ZM166 137H168V136H166ZM172 137H173V134H172ZM210 137V136H209ZM225 137V136H224ZM228 137H229V135H228ZM234 137V136H233ZM233 137H232V139H233ZM248 137V136H247ZM148 138H149V136H148ZM177 138V137H176ZM182 139H183V137H181ZM189 138V137H188ZM201 138V137H200ZM204 138H206V137H204ZM203 137L200 139V141H202L201 143L203 144V145H205L206 146V148H207V146L209 145V143L211 142L212 144H213V140L212 141H210L208 138L204 141V140H202V139H204ZM212 138V137H211ZM236 138V137H235ZM80 139V138H79ZM165 140H164V142L166 141V138H164ZM167 139H170L169 137L167 138ZM181 139V140H182ZM185 140V141H184ZM183 141H181V142H178V144L177 145H175V143L174 142H172L174 145H169L170 147H168L164 142H163V144L164 145H166L167 146V148L168 149H166V146H165V148H163V147H161L160 148V144H159V147H157V148H153L152 147V149H150L151 147H149V149L150 150H148L147 149V151H146V149H145V153H144V155H143V157H142V162H144V163H140V161H138L137 162V160H134L133 159V151L131 152V150L129 151V149H133V147H129L128 149H127V151H129V158H128V163H130L132 166L134 165L135 167H137V168H139L138 170L140 171H142V173L141 174H137V173H135V174H137V175H135V174H129V176L128 177H125V178H129L128 179V181L126 182L127 184H128V186L129 187H131V189L133 188V189H136L137 191H135L136 192V194H137V192L139 191V193H141V195H142V197H143V199H144V202L145 203H143L142 202V204L141 205H143V204H145V205H143V206H147L146 207V210L148 211V209H149V221H150V217H151V221L150 222H152V225L150 224V223H148L149 225H147L148 227L151 225V227H152V229L150 228L148 231H150V232H147V231H143V232H147V234L149 235H146V234H144L142 237L143 238H145L144 240L143 239H141V241L143 240V242H145V240L146 239H150L151 241L150 242H153L152 244H154V245H156V247L155 248H153L154 250L155 249H157L158 251H157V253H161V251H159L161 248H164V247H168V246H172V243H173V241L171 240V237H173V235L175 234V232H173L174 231V229H175V231H177L178 229H179V234H180V232L181 233H183V234H186V232L188 231V233H190L192 236H194V234H196L197 232H198V230L200 229V228H197V223L198 222H196V223H194V224H197V225H194V226H196V227H194V226H190V225H187V224H185V223H187V220H185L184 222L181 220L182 218H180L182 215H183V217H184V219H185V217L186 216H184V214H180V213H182L183 212V210H184V208L186 207V206H188V205H186L187 203L184 201V199H183V197H181V195L178 193H176L175 192V189L173 188V184L175 183V180H176V182H177V179L178 178H182L183 179V177L184 178H186V174H188L189 172H193V173H196L194 176H196L197 177V180H196V177H195V179H192V177H188V178H186L187 179V181H186V183H189L188 181H190V185L191 184H196V183H194V181L195 182H197V185L196 186H198V183H200V182H198V179L200 180V181H202V183H200V184H203L204 186H205V188H204V186L202 185V186H199V187H203L205 190L204 191H206L207 192V190H212V188L210 187L211 185H212V187L214 186V184L216 183V181L219 179V177H221V175L223 174V175H225L224 173H222L221 171V169H223L224 167L222 166H220L221 164H219L218 163V161H219V158H218V161H216L217 159L215 158V159H213V157L212 158H205V156L203 155L204 153H202L201 155H200V151L202 152V151H204V150H201V148L200 147H202V145H201V143H200V145L201 146H198V141L197 140H195V141H197V142H193V141H191V140H189V142H188V140L187 139H184ZM162 141V140H161ZM171 141V140H170ZM175 141V140H174ZM208 142V141H210V142H208V143H205V142ZM232 141V140H231ZM234 141V140H233ZM167 143V142H166ZM171 143V142H170ZM196 143V144H195ZM210 143V146L212 145ZM162 144V145H163ZM215 144V143H214ZM229 144V143H228ZM161 145V146H162ZM215 146V145H214ZM213 146V147H214ZM172 148V149H171ZM206 149L205 147H202V149ZM107 149H108V147H107ZM157 149V150H156ZM208 149V148H207ZM206 149V150H207ZM209 149H211V148H209ZM224 149V148H223ZM109 151H110V147H109V149H108ZM112 150V149H111ZM114 150V149H113ZM157 151V154H156V151ZM212 150V149H211ZM115 151V150H114ZM210 151V150H209ZM208 151V152H209ZM227 151V150H226ZM110 152H113V151H110ZM207 152V151H206ZM222 152V151H221ZM115 153H117V152H115ZM147 153V154H146ZM136 154V152L134 153V155ZM218 154V153H217ZM220 154V153H219ZM222 154V153H221ZM220 154V155H221ZM117 155H118V153H117ZM204 157H203V156ZM116 156V155H115ZM145 156V157H144ZM209 156H210V154H209ZM220 157V156H219ZM229 157V156H228ZM144 158H146L147 159V161H145L144 160ZM226 158V157H225ZM167 159H168V161H167ZM169 159H171L170 161H172V160H174V161H177V163L175 164V165H177V168H174V167H170V166H172V165H174L173 164V162H171L170 163V161H169ZM221 159H223V158H221ZM123 160H125V159H123ZM125 161V163H127ZM227 161V160H226ZM147 162V163H146ZM170 164H168V163ZM220 162V161H219ZM228 162V161H227ZM230 162V161H229ZM146 163V164H145ZM147 164H149V166H150V164H152V166H151V168L152 169H150L148 166H146ZM224 164V163H223ZM227 166H228V164H227ZM228 169V168H227ZM223 170H226V169H223ZM138 171V172H139ZM196 171V172H195ZM228 172V171H227ZM227 172H226V174H227ZM132 173V172H131ZM198 173V174H197ZM233 173V172H232ZM229 174V173H228ZM227 174V175H228ZM222 175V176H223ZM231 175V174H230ZM180 176H182V177H180ZM226 176V175H225ZM189 178H191V179H189ZM232 178V177H231ZM186 179H184V180H186ZM230 180H232V179H230ZM192 181H193V183H192ZM220 182H221V180H219ZM218 181V182H219ZM228 181V180H227ZM217 182V183H218ZM219 182V183H220ZM241 183V182H240ZM223 184V183H222ZM230 184V183H229ZM224 185H226V183L224 184ZM126 186V185H125ZM186 186V185H185ZM191 186H194V185H191ZM218 186V185H217ZM128 187V188H129ZM150 187V188H149ZM187 187V186H186ZM188 187H190L189 186V184H188ZM219 187V186H218ZM225 188H226V186H224ZM228 187V186H227ZM231 187V186H230ZM240 187V186H239ZM243 187V186H242ZM190 188H192L193 189V187H190ZM196 187H194V189H195ZM210 188V189H209ZM229 188V187H228ZM244 188H245V186H244ZM244 188H240L241 189V191H242V189H244ZM199 189V188H198ZM197 189V190H198ZM227 189V188H226ZM126 190H127V188H126ZM200 190V189H199ZM201 190H202V188H201ZM222 190V189H221ZM232 190H233V187H232ZM177 191V190H176ZM193 191V190H192ZM203 191V190H202ZM201 191V192H202ZM217 191V190H216ZM230 191V190H229ZM130 192H132V191H130ZM213 192V191H212ZM230 192H232V191H230ZM204 193V192H203ZM133 194V193H132ZM214 194V193H213ZM231 194V196H232V193H230ZM180 195V196H179ZM206 195H208V193L206 194ZM216 195H217V193H216ZM117 196V195H116ZM134 196V195H133ZM210 196V195H209ZM218 196V195H217ZM216 196V197H217ZM235 197V196H234ZM231 198V197H230ZM138 199V198H137ZM139 199H140V196H139ZM142 199V198H141ZM208 199H209V197H208ZM213 199V198H212ZM215 199V198H214ZM213 199V200H214ZM232 199V198H231ZM211 200V199H210ZM233 200V199H232ZM140 201V200H139ZM219 201V200H218ZM212 202H210L209 204H211ZM216 203V202H215ZM226 203V202H225ZM203 204H205L206 205V200H205V203L203 202ZM227 204V203H226ZM205 205H203V206H205ZM217 205V204H216ZM182 206H184L183 207V209H182ZM203 206H201V207H203ZM212 206V205H211ZM144 207V208H145ZM206 207H208L207 205L205 206V208ZM217 207H218V205H217ZM209 208H210V206H209ZM179 209H182L181 211L179 210ZM186 209H187V207H186ZM204 209V208H203ZM207 209V208H206ZM210 210V209H209ZM186 211V210H185ZM206 211V210H205ZM216 211H217V209H216ZM179 212V213H178ZM179 214H180V216H179ZM215 214V213H214ZM210 215V214H209ZM12 216V215H11ZM211 216V215H210ZM214 217V216H213ZM187 218V217H186ZM211 218V217H210ZM226 218V217H225ZM23 219V218H22ZM165 219H168L167 221L165 220ZM183 219V220H184ZM190 219V218H189ZM188 219V220H189ZM223 219V218H222ZM221 219V220H222ZM25 220H26V218H25ZM28 222H30L29 221V217H28ZM148 220V219H147ZM221 220H218V221H221ZM148 221V222H149ZM155 221H156V223H155ZM217 221V222H218ZM27 222V221H26ZM26 222H24V224H27ZM222 222V221H221ZM225 222H226V220H225ZM2 223V222H1ZM153 223H155L154 224V227H153ZM192 223V222H191ZM211 223H214L213 221L211 222ZM216 223V222H215ZM220 223V222H219ZM224 223V222H223ZM3 224V223H2ZM30 224H32V223H30ZM29 224V225H30ZM157 224V225H156ZM176 224V225H175ZM188 224H189V222H188ZM7 225V224H6ZM14 225V224H13ZM12 225V226H13ZM16 225V224H15ZM142 225V224H141ZM208 225H210V223L208 224ZM212 225V224H211ZM214 225V224H213ZM217 225H218V223H217ZM216 224H215V226H217ZM20 226V225H19ZM172 226V227H171ZM175 226H177V227H175ZM2 227H3V225H2ZM15 227V226H14ZM30 227V226H29ZM29 227H28V224H27V226H22V228H21V226H20V228H18V227H16L15 229H13L12 227H11V231H13L15 234H14V237L12 238V239H21V237H22V239H21V245L25 242V244L26 245H22L21 246V248H23V249H21L22 250V252L19 250V252H21L20 253V257L19 256H17L18 254H17V251H13L12 249H11V251L10 252H8L7 251V253L5 252H3V250L5 251L6 249H8L7 247L9 246L8 244L6 245V239H5V241H3L4 239V237L2 238V241H3V243H2V241H0V252H1V259L0 260H2V262H1V264H16V262L17 261H19V260H22L21 262H20V264H30V262H34V264H61L62 263V261H63V263L64 262H66V260H68L67 261V264H71V262L70 261H72L71 259H66V260H61L60 258H58V257H61V256H56V254H55V251L52 253V254H50L47 250H46V247H47V243H46V240H45V235L44 234H40L38 231H37V229L34 231V232H30V231H28V229H29ZM34 227V226H33ZM33 227L31 228L30 227V229H33ZM148 227L147 228H144V226H143V230H147L148 229ZM4 228V227H3ZM2 228V229H3ZM142 228V227H141ZM174 228V229H173ZM178 228V229H177ZM225 228V227H224ZM223 228V229H224ZM137 229H139L138 227H137ZM136 229V230H137ZM173 229V230H172ZM204 229V228H203ZM202 229V230H203ZM208 229H209V227H207V231H208ZM212 229H213V227H212ZM217 229V228H216ZM142 230V229H141ZM153 230V231H152ZM172 230V231H171ZM36 231H37V235H36ZM85 231V230H84ZM107 231V230H106ZM140 231V230H139ZM204 231H206V230H204ZM204 231L202 232L203 234H204ZM212 233H213V231L212 230H210ZM151 232H153V233H151ZM173 234H172V233ZM178 232H176V234L178 233ZM200 232V233H201ZM32 233H35V234H33V236L34 235H36V237L38 236V233H39V239H37V238H35V237H32ZM66 233V232H65ZM150 233V234H149ZM155 233V234H154ZM201 233V234H202ZM209 233V232H208ZM212 233H211V235H212ZM8 234V233H7ZM10 234V233H9ZM141 234V233H140ZM154 234V235H153ZM171 234V235H170ZM179 234H177V235H179ZM203 234H202V236H203ZM215 234V233H214ZM217 234V233H216ZM224 234H226V233H224ZM3 235V234H2ZM17 237H16V236ZM41 235H42V237H41ZM153 236V237H150V236ZM176 235V236H177ZM187 235V234H186ZM200 235V234H199ZM183 236V235H182ZM185 236V235H184ZM147 237V238H146ZM155 237H157V238H155ZM175 237V236H174ZM177 237H179V236H177ZM195 237H197V236H194V238L192 237H190L189 236V238L186 236V238H188V239H192V241L194 240V242L192 243L193 245H194V243L196 242L195 240H196V238ZM200 237V236H199ZM199 237H197V238H199ZM1 238V237H0ZM152 238H155L154 240L152 239ZM180 239H182L181 237H179ZM179 238H177L178 240H179V242H180V239ZM184 238V237H183ZM182 239L185 243L184 244H182L183 246L185 245V247L184 248H186V246L188 245V243H191L192 241L190 240V242H189V240L188 239ZM202 238V237H201ZM23 239L25 240V241H23ZM157 239V240H156ZM174 239V238H173ZM228 239V238H227ZM234 239V238H233ZM38 240V241H37ZM14 241V240H13ZM140 241V240H139ZM187 241V242H186ZM212 242L214 241V240H211ZM8 242H11V241H9L8 240ZM178 242V241H177ZM177 242L175 243V244H177ZM49 243V242H48ZM53 243V242H52ZM148 243V242H147ZM214 243V242H213ZM151 244V243H150ZM180 244H181V242H180ZM192 244H190V245H188V246H190V247H193V246H191ZM52 245V244H51ZM138 245V244H137ZM182 245H179V248H180V246H182ZM4 246H5V248L6 249H4ZM7 246V247H6ZM12 246V245H11ZM129 246V245H128ZM141 246V245H140ZM182 246V247H183ZM187 246V248H189ZM13 247V246H12ZM55 247V246H54ZM124 247V246H123ZM131 247V246H130ZM143 248L142 249H144V246H142ZM153 246L151 245V248H152ZM177 247V246H176ZM181 247V248H182ZM11 248V247H10ZM127 248V247H126ZM195 248V247H194ZM123 249V248H122ZM127 249H130V248H127ZM149 249V248H148ZM165 249V248H164ZM164 249L162 250V251H164ZM169 249V248H168ZM171 249V248H170ZM177 249V248H176ZM189 249H192V248H189ZM188 249V251H190ZM10 250V249H9ZM15 250V249H14ZM24 250V251H23ZM154 250H152L153 252H154ZM165 250H167V249H165ZM193 250V249H192ZM122 251V250H121ZM131 251V250H130ZM171 251H172V249H171ZM179 251H181L180 249H179ZM178 251V252H179ZM188 251H186L187 253H189ZM2 252H3V255H5V256H3L2 257ZM123 252V251H122ZM129 252V251H128ZM135 252V251H134ZM151 251H149V253H150ZM164 252H166V251H164ZM124 253V252H123ZM122 253V254H123ZM127 253V252H126ZM125 253V254H126ZM152 253V252H151ZM150 253V256H149V254L147 253V255H148V257H150V259L151 258H153L152 260H154L155 259V256L157 255H155L154 256V253H153V255ZM167 253H169V252H167ZM192 253H195V252H190V254L191 255H189L188 257L186 256V255H184L185 256V259L183 258V254H185V253H182V258H180L179 260H177L178 259V257L175 259V257L177 256V254L175 255V257L173 258V257H171V256H173V255H171V256H167V254L165 253H162V254H160V256H164L165 255V260L164 261H167V257H171V258H169L172 262H175L176 260V262H175V264H178V262L179 263H181L182 264V262H180V261H183L182 259H184L185 261L183 262V264L186 262V260H188L187 262H189V260H191V259H193V258H191V256H192ZM125 254H123L122 256H124V258H122L121 259V261L123 262H119V264L120 263H122V264H124V261H123V259L124 260H128V258L130 257V255L132 254H130V255H126V256H128V258H126L125 259ZM143 254V253H142ZM180 254H181V252H180ZM180 254H178V255H180ZM141 255V254H140ZM146 255V256H147ZM196 255V254H195ZM198 255V254H197ZM65 256V255H64ZM145 256V257H146ZM151 256H153V257H151ZM162 256V257H163ZM228 256V255H227ZM63 257V256H62ZM61 257V258H62ZM69 257V256H68ZM73 257V256H72ZM146 258V259H148V261L144 258V257H142L144 260H146L147 261V263L149 262L150 263V261H149V258ZM161 257V258H162ZM57 258L59 259V261H61V262H59L58 260H57ZM64 258V257H63ZM91 258V257H90ZM90 258L86 261V264H107V261H104V260H101V259H96L95 261L96 262H94V260H92L91 259V261H90ZM160 258V257H159ZM186 258H188V259H186ZM191 258V259H190ZM65 259V258H64ZM75 259V258H74ZM158 259V258H157ZM195 259V258H194ZM212 259V258H211ZM210 259V260H211ZM233 259V258H232ZM77 260V259H76ZM86 260V259H85ZM119 260V259H118ZM151 260V261H152ZM163 260V259H162ZM170 260H168V261H170ZM198 259H196V261H197ZM200 260V259H199ZM113 261H115V259L114 260H112V262ZM130 261H132L131 259H130ZM116 262H118L117 260H116ZM142 262V261H141ZM157 262V261H156ZM162 261H160V263H161ZM195 262V261H194ZM199 262V261H198ZM80 263V262H79ZM110 263H111V260H110ZM109 263V264H110ZM129 263V262H128ZM143 263H145V262H143ZM189 263H192L191 261L189 262ZM200 263V262H199ZM213 263V262H212ZM226 263H229V262H226ZM66 264V263H65ZM115 264V263H114ZM117 264V263H116ZM125 264H126V262H125ZM171 264H174V263H171ZM185 264H187V263H185ZM193 264H195V263H193Z\"/></svg>",
    "mask_w": 264,
    "mask_h": 264
}]
</instances>
